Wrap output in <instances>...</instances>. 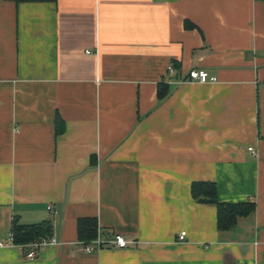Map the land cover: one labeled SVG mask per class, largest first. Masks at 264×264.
Listing matches in <instances>:
<instances>
[{"label":"crops","instance_id":"crops-1","mask_svg":"<svg viewBox=\"0 0 264 264\" xmlns=\"http://www.w3.org/2000/svg\"><path fill=\"white\" fill-rule=\"evenodd\" d=\"M198 182L256 211L220 232ZM16 219L56 244L27 260ZM82 219L129 247L84 253ZM1 242L0 264H264V0H0Z\"/></svg>","mask_w":264,"mask_h":264},{"label":"trees","instance_id":"trees-1","mask_svg":"<svg viewBox=\"0 0 264 264\" xmlns=\"http://www.w3.org/2000/svg\"><path fill=\"white\" fill-rule=\"evenodd\" d=\"M166 86L159 87L158 97L167 95ZM192 196L200 203H211L218 207V229L221 232L230 231L237 225L238 219L248 217L256 211L254 202L245 203H220L218 188L214 182H198L192 185ZM54 226L52 221L37 224H21L15 220L12 225L13 244L26 247L50 239L53 236ZM98 223L95 219H82L78 222L80 242L90 243L98 238Z\"/></svg>","mask_w":264,"mask_h":264},{"label":"built area","instance_id":"built-area-1","mask_svg":"<svg viewBox=\"0 0 264 264\" xmlns=\"http://www.w3.org/2000/svg\"><path fill=\"white\" fill-rule=\"evenodd\" d=\"M189 80L193 83H198V84H216L218 82V78L211 76L210 73L206 70H192L189 73ZM251 151L254 152L253 149H251ZM186 237H187V233L182 232L179 236L178 242L179 243L185 242ZM8 241L10 244H13L12 233L10 234ZM55 244H56V240L54 238H51V239L43 240L36 244L26 246L24 248H28L29 251L28 253H26L25 258L27 260H36L39 257L40 249L43 246L55 245ZM81 245L84 253L93 254L107 248L125 249L129 247L130 242H128L123 236L117 235L110 240L97 238L96 240L90 243L81 242ZM5 246H7L6 243L4 242L0 243V247H5Z\"/></svg>","mask_w":264,"mask_h":264}]
</instances>
